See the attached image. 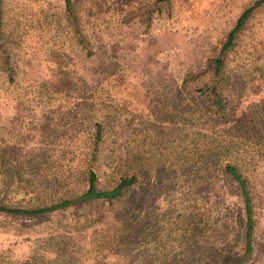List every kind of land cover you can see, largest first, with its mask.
<instances>
[{
    "label": "rangeland",
    "instance_id": "obj_1",
    "mask_svg": "<svg viewBox=\"0 0 264 264\" xmlns=\"http://www.w3.org/2000/svg\"><path fill=\"white\" fill-rule=\"evenodd\" d=\"M220 104L200 88L241 12ZM0 203L31 208L136 173L119 200L0 213V264H264V0H2ZM98 125L102 140L91 154Z\"/></svg>",
    "mask_w": 264,
    "mask_h": 264
},
{
    "label": "trees",
    "instance_id": "obj_2",
    "mask_svg": "<svg viewBox=\"0 0 264 264\" xmlns=\"http://www.w3.org/2000/svg\"><path fill=\"white\" fill-rule=\"evenodd\" d=\"M168 1V0H162ZM1 2L0 0V29L2 25V14H1ZM66 9L70 11L71 0H65ZM258 3H254L246 7L239 17L237 18L233 27L227 32L225 40L220 48L218 56L213 60V68L210 73V80L200 88V92L208 95L213 99L216 104H220V79L224 64V57L232 46L238 35L244 28L249 16L254 11ZM102 130L98 125L96 140L92 148L91 154L95 153L98 149V145L102 140ZM221 166V171L225 176H228L235 182L239 189V196L242 202L244 218L246 223V230L243 236V246L241 253L229 262V264H244L246 263L252 255V238L254 230V211L252 196L249 188V182L245 176L240 172L239 168L232 163H224ZM83 184L84 187L81 190L73 191L69 196L61 197L56 202L47 205H39L31 208L20 207V206H9L0 203V213L13 214V215H30L38 216L45 213H50L56 210L65 209L71 206L80 205L87 202L103 200L108 203H113L119 200L124 192L132 189L138 183V176L136 173L129 172L125 176H121L112 186L101 188L99 187V178L95 170H93L88 164L85 173L83 174Z\"/></svg>",
    "mask_w": 264,
    "mask_h": 264
}]
</instances>
